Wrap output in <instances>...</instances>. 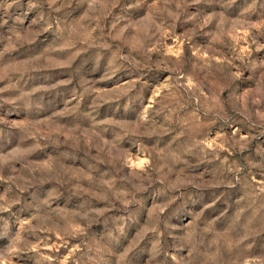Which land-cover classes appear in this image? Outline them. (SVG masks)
Returning <instances> with one entry per match:
<instances>
[{
    "label": "rangeland",
    "instance_id": "rangeland-1",
    "mask_svg": "<svg viewBox=\"0 0 264 264\" xmlns=\"http://www.w3.org/2000/svg\"><path fill=\"white\" fill-rule=\"evenodd\" d=\"M0 264H264V0H0Z\"/></svg>",
    "mask_w": 264,
    "mask_h": 264
}]
</instances>
